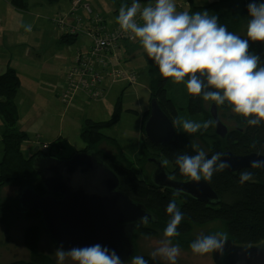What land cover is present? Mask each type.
Instances as JSON below:
<instances>
[{"label": "trees", "instance_id": "1", "mask_svg": "<svg viewBox=\"0 0 264 264\" xmlns=\"http://www.w3.org/2000/svg\"><path fill=\"white\" fill-rule=\"evenodd\" d=\"M119 1L123 2L125 0ZM139 1L146 2L151 0ZM186 1L191 8L189 10L190 15L196 11L203 12L207 10L210 15L218 16L219 23L226 25L228 30L233 33L238 28L239 17L245 19L246 25L250 19L246 7L250 0H244L241 12L230 8H221V5L228 4L230 0L216 1L204 6L197 5L194 0ZM16 2H20V5H23V3L26 4L27 0H16ZM128 2H133V0H129ZM89 25L87 29L89 28ZM240 37L247 39V37ZM77 40V36H70L68 33H64L60 39L62 43L67 45H71L77 42ZM91 44L92 42L88 45L82 43V47L89 48ZM249 53L258 55L260 58V66H264V42H253L249 40ZM148 67L151 78L150 101L156 100L159 103L160 108L170 118L173 124L178 117L182 118L181 110H186L190 116L199 114L206 116L207 104H215L214 102H205L201 97H194L189 94L187 107L184 109L179 108L175 101L168 96L167 83L169 78H163L159 73L158 67L149 58ZM201 79H203L206 84V77H201ZM185 80H187V77ZM107 83L108 80L106 79L104 86H106ZM20 87L21 78L14 68L7 65L0 71V121L3 124L1 138L3 154L0 161V191L11 185L22 184L23 188L26 187V185L30 186L40 195L44 196L46 195L45 189L40 179L36 176L33 168L34 159L38 155L58 157L57 153H52L49 149H62V145L60 144V139H57L51 144H44L42 146L43 149L38 148V151H34L33 155L30 157L24 155L22 147L28 140L29 135L26 131L21 130L18 127L20 112L16 98ZM207 90L215 91V89L211 88ZM80 93L82 92L80 91ZM230 107L231 106L225 102L224 105L217 106V109L219 112L220 108L229 110ZM122 112V99L119 97L111 119L104 122H97L92 119L85 120L81 128V136L85 142V148L79 152H95L97 156L118 175L122 190L130 196L133 201L143 205L149 212H151L153 220L148 221L147 224L140 229L142 231H136L134 239L136 233L143 231H147L152 235L163 234L164 228L170 219L166 212V205L173 199L175 200L177 207L184 214V219L178 227L180 236L172 238L175 242L180 243V239L183 238V235H188L193 227L203 226L214 222H221L225 225L228 233L227 238H231L233 242L241 244H256L264 239V187L262 185L264 182V170L260 168L246 169L253 173V180L245 182L244 184L239 183L240 173L244 170L237 173H229L225 169L224 171L214 173L210 184L217 192L220 203L211 205L196 201L185 194L180 193V195L176 196L174 195V191L156 186L151 180L155 166L150 162L151 159H159L163 162L167 161L171 164L172 168L169 169L167 164H164L173 178L187 180L190 178L181 174L178 165L175 163V157L179 154L195 155L199 149L205 151L206 158H210L214 153H223L227 150H230L237 155H245L254 152L264 154V122H262L260 126H249L246 118H244L245 127L240 132L235 129H230V134L225 139L218 137L216 134H209V128L207 131L201 130L195 134H187L182 130L180 125L174 124L176 128L174 138L169 143H166L161 147H156L151 145L144 137L143 126L145 120L149 116V111H147L141 125L143 156L140 159H137L142 161V158L146 156V152L150 155L146 161L148 166H145L143 163L141 164L142 171L145 175L144 177L136 172L134 167L129 163L130 161H127L123 156L124 154L121 151L119 142L115 138L108 137L103 132L104 129H109L120 122ZM132 112L137 113L136 111ZM207 114L208 116L206 117L212 119L210 108ZM235 118L238 120V123L239 120H242V116L238 114H236ZM235 118L233 117V120ZM237 122L236 127L238 126ZM106 140L115 145V149L119 153L118 155H109L98 149L97 145ZM196 140H198L199 143H196ZM45 145H48L49 148L44 149ZM17 209L26 217L37 218L40 221V213L38 211H24L19 201ZM14 213L12 207L0 204V218L4 221L5 226L8 227L11 224H17L15 218H13ZM25 235L26 246L34 253V259L28 262L12 261L9 263H2L0 261V264H45L43 261L39 260L38 255L35 253L36 238L32 230H27ZM145 260L148 261V264H163L158 259L153 260L152 258L147 257Z\"/></svg>", "mask_w": 264, "mask_h": 264}, {"label": "clouds", "instance_id": "2", "mask_svg": "<svg viewBox=\"0 0 264 264\" xmlns=\"http://www.w3.org/2000/svg\"><path fill=\"white\" fill-rule=\"evenodd\" d=\"M246 7L250 17L247 39L230 32L226 25L219 23L218 16L210 15L207 10L191 15L188 11H177L175 0H155L154 4L147 3L143 7L139 0H133L130 6L122 3L116 23L139 41L163 78L185 83L191 96L201 97L205 102H214L217 106L227 102L235 114L246 118L249 126H260L264 122V66H260L258 55L249 53V40L264 42V0H250ZM138 14L142 25L135 22ZM24 27L25 31H31V25ZM201 77H206V84ZM209 88L215 91L207 90ZM215 123L212 119L194 122L179 117L174 121L187 134L207 131ZM221 157L222 153L217 152L206 158L205 151L199 149L195 155H177L175 163L180 173L192 181L210 182L214 173L231 167ZM250 167H264V160H252ZM251 180V171H241L240 184ZM174 195H180V191ZM166 212L170 219L163 231L164 239L150 255L153 260L159 256L168 264H177L181 249L172 238L180 236L178 227L184 214L174 199L166 205ZM148 219L147 215L140 216L136 226L147 224ZM226 241L227 233L218 231L197 236L189 247L194 254L204 255L222 252ZM54 254L58 264H64L66 259L75 264H125L115 250L100 244L68 250L61 246ZM131 264H148V261L143 256H132Z\"/></svg>", "mask_w": 264, "mask_h": 264}, {"label": "rangeland", "instance_id": "3", "mask_svg": "<svg viewBox=\"0 0 264 264\" xmlns=\"http://www.w3.org/2000/svg\"><path fill=\"white\" fill-rule=\"evenodd\" d=\"M28 1L29 6L32 8L31 10L35 13V15L40 14V16L37 17V30L32 29L31 31H25L24 39L30 42H33V40L36 38L41 40L43 53L46 54L54 47V42L53 44L51 43L54 41V31L58 32V29L51 20L55 16L56 12H53L52 10L50 11V8H48L49 10L46 8L44 10L36 8L42 4V2L49 5V0ZM52 1L54 4H56L59 0ZM87 1L91 4L94 14L99 15L107 21L108 27H111L116 22V17L118 16L121 4L124 3L130 6L132 3L128 2L129 0H125L123 2H120L119 0ZM216 1L223 0H194V2L199 6L209 5ZM139 2L141 7H143L147 3L154 4L155 0ZM175 2L177 11L189 12L191 9L186 0H175ZM243 2L244 0H230L228 4L221 5V8H230L232 10L241 12ZM1 3L2 1H0V8H2ZM7 15L10 17V24L19 25L31 24L32 26L33 20L36 18L35 16L18 18L12 13L5 14V18H7ZM74 15L80 19V23L76 25L80 26L82 30L79 32L77 42L70 45L72 50H67L69 54H67V52H60L62 57H73L75 52L82 46V43L88 45L91 41L90 38L84 33L89 25L90 15L84 11H80ZM69 23H73L72 18H70ZM246 26L245 19L243 17H239L238 28L234 33L239 36L247 37ZM17 34L20 35V31H17ZM19 35H16L17 40L21 39ZM30 44H33L34 47H38L39 45L38 43ZM10 50L14 54H20L23 48L16 47L15 49L13 48ZM59 50H65V48H61ZM118 53L120 55L119 59L114 60V65L116 64L115 69L120 70L125 74H134L136 76L133 77L134 83L123 80L117 81L116 85L109 87L108 97L105 101H89L86 99L85 94L81 95L80 97L77 96L73 104L66 111L64 107H67L68 105L64 104L63 107L60 97L58 99L56 98L55 101V99H53L51 96V86L53 83H55L53 81L57 79L58 74L55 66H46L44 72H38L35 75H32L29 72L24 73V81H27L28 79H38L39 82L45 84L43 86L44 92L42 93V97H37V104L31 105L29 103H25L23 108L24 112L21 108L22 115L24 116L26 122V127H29L30 129L29 138H31V142H26L30 147L29 155H33V152L37 147L43 149L42 146L44 144L43 140H41L42 137L36 138L32 132V129L37 127V131H40L43 130L45 126L50 125L49 131L47 132L49 137L55 138L53 140L55 141L63 135L62 138H60L64 140L62 142L64 146L62 157L71 158L75 153L78 152V150H83L85 148V142L81 136V125L84 124L85 120L89 118L97 122L108 121L111 119L113 112L115 111L117 100L119 97H121L123 112L120 122L109 129H104L103 132L108 137L115 138L119 142L121 151L124 154L123 156L127 159V161H130L129 163L134 167L136 172L145 177L141 164L143 163L145 166H148L146 161L150 155L148 152H146V156L142 158V161L137 159H140L143 156L141 125L147 111L150 110L151 104V78L149 75L148 58L139 41L133 38L128 46H121L118 50ZM110 83L111 81L108 80V83L104 88H106ZM167 90L168 96L175 101L179 108L184 109L187 107L189 93L186 90L185 83L177 84L173 82L171 78H169ZM19 94L20 92H18L17 99L19 98ZM81 100H83V103ZM210 104L208 103L206 106L207 113L209 112ZM132 111H136L137 113ZM180 112L182 119H188L194 122H202L209 119L206 117L208 116L207 113L206 116H202L201 114L190 116L186 110H181ZM30 115H32V117ZM219 117L231 130L235 129L236 131L240 132V130L245 127L244 117L242 116V120H239L238 123V120L235 118L236 114L232 111L231 107L229 110L220 108ZM233 117L235 118L234 120ZM32 120L36 121L35 126L29 122ZM61 122L64 124L65 130L63 131L62 129V135L59 136V133L61 132V129L59 130V126ZM236 122L238 123V129L236 127ZM214 130L215 127L213 125L209 127L208 133L211 135L215 134ZM2 132L3 124L0 121V161L3 154V144L1 140ZM52 142H50V144ZM196 143H199V141L196 140ZM97 147L99 150L109 155L119 154L115 149V145L107 140L97 145ZM167 167L169 169L172 168L169 162H167ZM22 186V184L11 185L3 188L0 191V204H5L13 208L15 212L13 218H15V222H17L16 225L11 224L7 227L5 226L4 221L0 218V261L2 263H9L12 261L28 262L34 259V253L26 246L25 243L26 231L31 229L36 238L35 253L38 255L39 260L43 261L45 264H58L57 257L54 254L57 248L54 246L49 236L45 233L44 229H42V225L40 226L39 220L33 217H26L17 209L20 195L19 193L23 188ZM218 231L227 233L226 227L223 223L214 222L203 226L193 227L188 235H183V238L180 239V243L172 240L174 244H179L181 249L180 256L177 259V264H214L212 253H207L204 255L194 254L191 251L189 244L201 234L209 235ZM163 239V234L152 235L147 231L136 233L134 239L136 251L134 256H143L144 259L147 257L152 258L150 254ZM156 259L161 261L163 264H168L167 261L163 260L159 256H157ZM64 264H75V262L71 261L70 259H66ZM126 264H131V259Z\"/></svg>", "mask_w": 264, "mask_h": 264}, {"label": "water", "instance_id": "4", "mask_svg": "<svg viewBox=\"0 0 264 264\" xmlns=\"http://www.w3.org/2000/svg\"><path fill=\"white\" fill-rule=\"evenodd\" d=\"M210 113L216 121L215 133L225 139L230 128L220 119L215 104ZM143 128L145 139L156 147L169 143L176 134L173 122L156 100L151 101ZM221 160L231 164L226 168L229 173H237L252 169L251 161L264 160V154L237 155L227 150ZM150 162L155 166L151 180L159 188L179 190L181 194L211 205L220 203L210 182L169 180L172 176L162 160L151 159ZM33 168L46 195L27 186L21 190L19 203L24 211L40 213L39 222L56 248L63 246L68 250L100 244L115 250L125 263L131 259L135 252V232L145 225L136 226L138 218L147 215L148 221H152L153 216L122 190L118 175L95 152H77L71 158L38 155ZM262 185L264 187V182ZM212 258L214 264H264V239L256 244H241L227 238L222 252H212Z\"/></svg>", "mask_w": 264, "mask_h": 264}, {"label": "crops", "instance_id": "5", "mask_svg": "<svg viewBox=\"0 0 264 264\" xmlns=\"http://www.w3.org/2000/svg\"><path fill=\"white\" fill-rule=\"evenodd\" d=\"M0 1H2V3H1L2 8H0V71L2 69H4L7 65H10L12 68H14L16 70V72L18 73V75L21 78V87L19 90L20 94L18 96L19 98L18 99L16 98V102L18 104L19 112H20V121H19L18 127L21 130L26 131L28 133V135H30V129H29V127H26V122H25L24 116L22 115L21 108L22 109L24 108L25 103H29L31 105L37 104V97H40V98L42 97V93L44 92L43 86L45 84L39 82L38 79H33V80L28 79L27 81H24V79H23L24 73L29 72L30 74L35 75L38 72H44L46 66H49V65L55 66L58 74H57V79L55 81H53L55 83H53V85L51 86V96L56 101V98L57 99L59 98V96L62 92V89H63L64 79H65V75H66L65 70L73 62L75 55H76V52L78 50L75 52L73 57H62V54L60 52H67L68 49H70V51H71L72 48L70 45L62 43L60 41L61 36L64 33L62 31L58 30V32L54 31V39H53L54 41L51 42L52 44L54 42V47L48 53H46V54L43 53V50H42L43 47L41 46V40L36 38L35 40H33V42H30V41L24 39V37H25V27L24 26H27V24H24V25L10 24V17L7 15V18H5V16H4L5 14H9V13L10 14L12 13L14 16H16L18 18L34 17L35 16L36 18H34V20H33L31 30L32 29L37 30L36 29L37 28L36 25L38 24V18L37 17H39L40 14L35 15V13L31 10L32 8L29 6L28 0H27L26 4L23 3V5H20V2H16V0H0ZM82 4L88 6L89 8H92L91 4L87 0H82ZM39 6H37L36 8H40L41 10H44L45 8L47 10H49L48 8H50V11L52 10L53 12H56L55 16L51 19L53 24H55V20L57 18L62 17V16L67 17V16L71 15L72 14V8H73L72 0H59L56 4H54V2L52 0H49V5L42 2V4H40ZM92 10H93V8H92ZM80 11H84V10H80ZM93 12H94V10H93ZM74 23L75 22H73V24ZM114 24H116V22ZM17 31H20V35L17 34ZM16 35H19L21 37V39L17 40ZM130 41L122 43L121 46H128ZM30 43H35V44L38 43L39 45H38V47H34L33 44H30ZM16 47H22L23 48V50L20 52V54H14L10 50L13 48L15 49ZM58 48L59 49L65 48V50H59ZM67 54H69V53L67 52ZM120 62H121V60H120ZM114 85H116V84H114ZM110 86H113V85H108L106 87V94H105L104 98L100 101H105L107 99ZM81 95H83V93L77 92L75 94L74 98L70 101V103L66 104V105H68L67 107H64V105L61 103L62 106L65 108V111L73 104L76 97L77 96L80 97ZM86 99H87V97H86ZM83 100H81L82 103H83ZM87 100H89V99H87ZM23 112H24V109H23ZM218 114H219V112H218ZM30 116L32 117V115H30ZM29 122L31 124H34V126H35V123H36L35 120L29 121ZM82 125H81V128H82ZM49 127H50V125L45 126V128H43V130H40V131H37V127H34L32 129V132L36 138L42 137L41 140H43L44 144H50V142H52L55 138L49 137V135L47 133L49 131ZM60 129H61V132L59 133V136L62 135V129H63V131L65 130V126L62 122L59 126V130ZM62 136L60 138H62ZM142 137L143 136H142V132H141V140H142ZM60 138H58V139H60ZM63 141L64 140L60 139V144L62 145V149L61 148L60 149H56V148L49 149V150H51L52 153H57L58 154L57 156L60 158H64V157H62V153H63V149H64V146L62 143ZM26 142H31V138H29V140ZM26 142L24 143L22 150H23L24 155L26 157H28V156H31V155H29L30 154L29 153L30 147L28 146V144ZM79 151H82V150H78V152Z\"/></svg>", "mask_w": 264, "mask_h": 264}, {"label": "built area", "instance_id": "6", "mask_svg": "<svg viewBox=\"0 0 264 264\" xmlns=\"http://www.w3.org/2000/svg\"><path fill=\"white\" fill-rule=\"evenodd\" d=\"M82 0H72V14L62 16L55 20L56 28L70 36H77L82 30L80 19L74 14L84 10L90 15V25L84 33L90 38L92 44L89 48L82 47L76 52L73 63L65 70L63 91L60 99L63 104H69L77 92H82L89 100L100 101L106 94L104 88L105 80L111 81L109 85L117 84L119 80L134 83V74H125L116 70L114 60L119 59L118 50L121 44L132 40L130 33L122 31L116 23L114 27L108 28L106 21L99 15L94 14L92 8L81 6ZM83 7V8H81ZM70 18L74 24L69 23ZM135 22L142 25L139 16L134 18ZM110 55V56H109ZM49 146L45 145L44 149Z\"/></svg>", "mask_w": 264, "mask_h": 264}, {"label": "bare ground", "instance_id": "7", "mask_svg": "<svg viewBox=\"0 0 264 264\" xmlns=\"http://www.w3.org/2000/svg\"><path fill=\"white\" fill-rule=\"evenodd\" d=\"M210 104V103H209ZM213 105V104H212ZM212 105L210 104V110H211V108H212ZM146 121V120H145ZM214 132H215V130H214ZM216 134V133H215ZM217 135V134H216ZM218 136V135H217ZM219 137V136H218ZM225 152V151H224ZM249 154V153H248ZM167 164V163H166Z\"/></svg>", "mask_w": 264, "mask_h": 264}, {"label": "flooded vegetation", "instance_id": "8", "mask_svg": "<svg viewBox=\"0 0 264 264\" xmlns=\"http://www.w3.org/2000/svg\"><path fill=\"white\" fill-rule=\"evenodd\" d=\"M57 198H59V197H57ZM53 243V242H52Z\"/></svg>", "mask_w": 264, "mask_h": 264}]
</instances>
